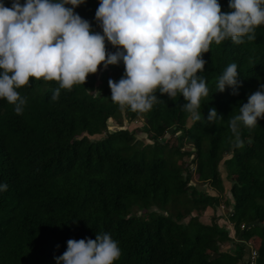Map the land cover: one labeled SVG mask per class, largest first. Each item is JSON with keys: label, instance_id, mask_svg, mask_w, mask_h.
Segmentation results:
<instances>
[{"label": "trees", "instance_id": "trees-1", "mask_svg": "<svg viewBox=\"0 0 264 264\" xmlns=\"http://www.w3.org/2000/svg\"><path fill=\"white\" fill-rule=\"evenodd\" d=\"M228 2L219 0L223 12ZM98 6L84 0L74 12L102 34ZM255 35L242 44L213 42L203 54L210 95L196 123L179 95L173 101L157 92L161 101L147 113L114 103L108 80L123 76L122 62L98 66L56 101L59 82L32 78L17 89L27 100L21 115L0 98V184L8 185L0 192V264H57L69 239L102 233L121 249L114 264H248L251 241L255 264H264V119L241 127L242 147L229 129L264 84V25ZM233 62L237 95L216 88ZM210 108L223 118L208 122ZM220 207L229 209L217 214Z\"/></svg>", "mask_w": 264, "mask_h": 264}, {"label": "clouds", "instance_id": "clouds-1", "mask_svg": "<svg viewBox=\"0 0 264 264\" xmlns=\"http://www.w3.org/2000/svg\"><path fill=\"white\" fill-rule=\"evenodd\" d=\"M84 0H12L6 7L0 0V98L23 114L26 98L17 89L30 80L57 81L51 99L61 89L85 84L98 66L123 63L118 81L108 80L111 100L132 111L147 113L161 100L182 96L181 105L193 122L203 118L202 101L210 95L204 72L203 54L210 45L230 39L234 44L256 40V28L264 25V0H229L223 12L219 0H99L95 19L102 29L94 32L90 23L74 12ZM71 5V7H66ZM116 48L108 52L105 42ZM238 65L230 63L216 81L224 92L237 95ZM98 92V91H97ZM99 93V92H98ZM100 94V93H99ZM223 117L210 108L208 122ZM264 119V84L239 106L229 120L237 147L243 146L241 127L254 129ZM8 185L0 184V192ZM121 256L110 234L95 239H69L57 264H114Z\"/></svg>", "mask_w": 264, "mask_h": 264}, {"label": "rangeland", "instance_id": "rangeland-1", "mask_svg": "<svg viewBox=\"0 0 264 264\" xmlns=\"http://www.w3.org/2000/svg\"><path fill=\"white\" fill-rule=\"evenodd\" d=\"M125 126H127V123H126L125 120H123V125H122V127H125ZM108 127H109V128H115L116 125L110 122V123H108ZM136 137H137V138H140V137H142V134L136 132ZM221 166H222V165H220L221 176H222V184H223V189L225 190V194H226V190H227V188H228V186H229V182L227 181L226 176H225V173H224V170H223V168H222ZM198 186H202V185H198ZM209 191H210V190H209ZM226 195H227V194H226ZM228 209H229V208H224V209H222V208L220 207L219 210L217 211V214L224 213V212H226ZM209 212H210V210H209ZM221 222H222V219H218V223H221ZM228 227H229V230H230V231H229V235L232 236L233 234H232V230H231V225L228 224ZM249 244H250L251 246H253V242H252V241H251V243H249Z\"/></svg>", "mask_w": 264, "mask_h": 264}, {"label": "built area", "instance_id": "built-area-1", "mask_svg": "<svg viewBox=\"0 0 264 264\" xmlns=\"http://www.w3.org/2000/svg\"><path fill=\"white\" fill-rule=\"evenodd\" d=\"M241 228H244V226L241 225ZM246 245L248 248L247 263L248 264H255L256 251L249 243H246Z\"/></svg>", "mask_w": 264, "mask_h": 264}]
</instances>
